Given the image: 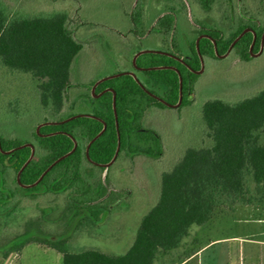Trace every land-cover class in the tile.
Here are the masks:
<instances>
[{"label":"trees","instance_id":"16d2710c","mask_svg":"<svg viewBox=\"0 0 264 264\" xmlns=\"http://www.w3.org/2000/svg\"><path fill=\"white\" fill-rule=\"evenodd\" d=\"M197 1L209 5L214 0ZM175 18L174 10H165L149 30L160 35L166 42L164 46L134 47L130 69L116 71L120 73L98 81L93 89L98 79L91 81L90 89L79 90L69 100L68 91L73 84L71 64L82 42L69 27L68 15L11 13L0 1V63L29 73L37 80L39 101L47 112L32 129L30 138L0 135V203L7 197L4 174L12 169L15 175L18 173L19 183L37 180L34 185L24 187L27 190L66 192L68 203L81 214L94 218L96 213L116 204L117 200L110 199L114 189L106 182L110 164L121 153L153 157L162 154L159 134L143 124L145 111L153 106H168L159 98L171 104L177 102L179 74L182 93L179 105L189 103L202 56L216 58L225 53L232 39L250 27L240 26L232 39L224 40L219 28L196 22V36L184 54L173 38ZM138 22L134 14L129 31L141 39L145 34L138 28ZM250 28L234 42L243 59L258 50L264 31V26ZM141 48L154 51L141 52L133 61ZM129 70L135 72L144 87ZM139 73L153 77L165 89L157 92L148 87ZM200 111L209 143L186 147L172 167L161 172L158 197L142 215L128 249L118 254L95 248L74 251L66 247L60 236L47 238L45 243L61 253V264H154L159 252L176 248L190 226L207 222L215 208L264 203V142L259 133L264 128V86L234 102L206 99ZM70 116L73 117L64 120ZM26 142L32 144L33 152L31 146L24 145ZM117 146L116 156L105 166Z\"/></svg>","mask_w":264,"mask_h":264},{"label":"rangeland","instance_id":"374dc122","mask_svg":"<svg viewBox=\"0 0 264 264\" xmlns=\"http://www.w3.org/2000/svg\"><path fill=\"white\" fill-rule=\"evenodd\" d=\"M0 1L11 13L68 15L69 27L82 42L71 64L69 100L79 90L90 89L91 81L130 69L134 47L164 46L160 35L149 30L165 10L175 12L173 38L184 54L196 36V22L219 28L224 40L232 39L240 26H264V0H214L209 5H200L197 0ZM134 14L145 34L141 39L129 31ZM232 42L224 55L202 56V70L194 80L189 103L153 106L145 111L143 124L159 134L162 154L121 153L110 164L106 179L107 186L114 189L110 199L117 202L96 217L79 213L68 203L66 192L25 189L9 169L3 180L7 197L0 203V264H60L61 253L45 243L53 236L64 238L69 250L111 243L114 250L108 251H126L140 218L158 197L161 172L170 169L186 147L209 143L201 119L202 103L209 98L234 102L264 86V39L248 59L240 56ZM138 75L157 92L165 89L153 77ZM46 114L39 101L37 80L0 63V135L30 138ZM259 133L264 142V128ZM154 264H264V203L215 208L206 223L190 226L176 248L159 252Z\"/></svg>","mask_w":264,"mask_h":264},{"label":"water","instance_id":"95a60500","mask_svg":"<svg viewBox=\"0 0 264 264\" xmlns=\"http://www.w3.org/2000/svg\"><path fill=\"white\" fill-rule=\"evenodd\" d=\"M247 30H251V28L250 27H246V28H244L239 34H238V36L236 37V38H234V40H233V42L244 32V31H247ZM263 35H264V31H263V33H262V36H261V44H262V41H263ZM199 37L200 36H198L197 38H196V48L198 49V40H199ZM232 42V43H233ZM253 43V42H252ZM215 44V43H214ZM252 45V44H251ZM250 48H251V46H250ZM145 51H154V49H151V48H143V49H140V50H138L135 54H134V56H133V61H134V58H135V56L137 55V54H139V53H141V52H145ZM227 51V50H226ZM226 53V52H225ZM225 53H223V54H220L219 56H221V55H224ZM201 70H202V63H201V67L198 69V70H196V72L197 73H199V72H201ZM130 74H132L133 76H134V78L137 80V82H139V84H141L142 86H143V84L141 83V81L139 80V78L137 77V75L135 74V72L134 71H132V70H129L128 71ZM120 73V72H119ZM119 73H114V74H110V75H107V76H104V77H102V78H100V79H98L94 84H93V86H92V89H93V87H94V85L98 82V81H100V80H102V79H104V78H107V77H110V76H114V75H117V74H119ZM144 87V86H143ZM109 90H112L111 88H109ZM145 90L149 93V94H151V95H153V96H156V95H154L151 91H149L148 89H146L145 88ZM181 97H182V93H181V76H180V74H179V97H178V100H177V102L176 103H174V104H171V103H167L166 101H164L163 99H161V98H159L160 100H162L165 104H167L168 106H172V107H176V106H178L179 104H180V101H181ZM114 100H115V95H114V92H113V108H114ZM114 112H115V108H114ZM75 116V115H74ZM71 117H73V116H70V117H68V118H66V119H64V120H67V119H69V118H71ZM105 126V124H103V127ZM38 127V126H37ZM98 135V134H97ZM96 135V136H97ZM96 136H94L92 139H94ZM24 145H29V146H31V151L33 152V146H32V144L30 143V142H26V143H24ZM75 145H76V142L74 141V146H73V148L75 147ZM72 148V149H73ZM72 149L70 150V151H68V152H66V153H64V154H62L61 156H59L56 160H54L44 171H43V173L46 171V170H48L49 169V167L53 164V163H55L57 160H59L60 158H62V157H64V156H66L68 153H70L71 151H72ZM117 151H118V146H117V148H116V151H115V153H114V155H113V157H112V159L108 162V163H106L105 164V166H107V165H109L112 161H113V159H114V157L116 156V154H117ZM86 153H87V151H86ZM42 173V174H43ZM42 174H41V176H42ZM40 176V177H41ZM16 179H17V181H19V179H18V173H17V175H16ZM37 182V180L35 181V182H33V183H30V184H23V183H20L22 186H24V187H29V186H32V185H34L35 183Z\"/></svg>","mask_w":264,"mask_h":264},{"label":"crops","instance_id":"0c3cea01","mask_svg":"<svg viewBox=\"0 0 264 264\" xmlns=\"http://www.w3.org/2000/svg\"><path fill=\"white\" fill-rule=\"evenodd\" d=\"M141 49H143V48H141ZM116 216H119V213L118 214H115ZM141 219V218H140ZM140 222V221H139ZM206 223V222H205ZM139 224V223H138ZM123 225V224H122ZM137 227H138V225H137ZM137 227H136V229H137ZM136 229H135V232H136ZM135 232H134V235H135ZM133 239H134V237H133ZM133 241V240H132ZM132 241L129 243V245H128V247L131 245V243H132ZM119 242V240H117V241H114V242H112V243H118ZM112 245L113 244H111V243H109L108 245H106V246H98V247H93V248H95V249H99V250H101V251H104V252H109V253H114V252H112V251H108V250H114V249H112ZM128 247H127V249H128ZM86 249V248H85ZM126 249V250H127ZM125 252V251H124ZM114 254H118V253H114ZM60 258H61V256H60ZM60 264H61V261H60Z\"/></svg>","mask_w":264,"mask_h":264},{"label":"flooded vegetation","instance_id":"af4514ba","mask_svg":"<svg viewBox=\"0 0 264 264\" xmlns=\"http://www.w3.org/2000/svg\"><path fill=\"white\" fill-rule=\"evenodd\" d=\"M19 183V181H17ZM20 184V183H19Z\"/></svg>","mask_w":264,"mask_h":264}]
</instances>
